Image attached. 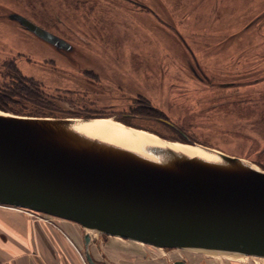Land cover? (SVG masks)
I'll list each match as a JSON object with an SVG mask.
<instances>
[{
  "label": "rangeland",
  "instance_id": "374dc122",
  "mask_svg": "<svg viewBox=\"0 0 264 264\" xmlns=\"http://www.w3.org/2000/svg\"><path fill=\"white\" fill-rule=\"evenodd\" d=\"M18 16L59 41L25 29ZM8 62L39 84L52 109L15 96L13 111H0L110 117L264 169V0H0V89L12 82ZM12 207L0 205L47 224L70 258L90 264L80 224ZM90 233L88 252L102 264H264L259 256Z\"/></svg>",
  "mask_w": 264,
  "mask_h": 264
},
{
  "label": "water",
  "instance_id": "95a60500",
  "mask_svg": "<svg viewBox=\"0 0 264 264\" xmlns=\"http://www.w3.org/2000/svg\"><path fill=\"white\" fill-rule=\"evenodd\" d=\"M18 19L46 41H59ZM99 119L0 111V205L80 224L90 264H102L88 252L93 231L163 248L264 257V169L191 145L205 153L201 158L157 135L161 142L122 145L90 127Z\"/></svg>",
  "mask_w": 264,
  "mask_h": 264
},
{
  "label": "crops",
  "instance_id": "0c3cea01",
  "mask_svg": "<svg viewBox=\"0 0 264 264\" xmlns=\"http://www.w3.org/2000/svg\"><path fill=\"white\" fill-rule=\"evenodd\" d=\"M64 243L47 224L0 208V264H81L64 252Z\"/></svg>",
  "mask_w": 264,
  "mask_h": 264
},
{
  "label": "bare ground",
  "instance_id": "6f19581e",
  "mask_svg": "<svg viewBox=\"0 0 264 264\" xmlns=\"http://www.w3.org/2000/svg\"><path fill=\"white\" fill-rule=\"evenodd\" d=\"M90 127H93V130L98 132L97 134L102 138L113 140L114 142L122 145H124V143H128L132 141L133 139H143L147 141L150 140L152 142H161L159 137L151 134L148 131L127 127L120 121L114 120L110 117H106V118L101 117L95 124H93ZM173 145L175 148H179L190 154H195L197 156H200L201 158H205L206 156L205 153L200 151L199 148L197 147H193L191 145H187L183 143H176V142H174ZM12 208H18V207H12ZM42 216L47 217L48 215L45 214ZM191 250H196V249H191Z\"/></svg>",
  "mask_w": 264,
  "mask_h": 264
},
{
  "label": "trees",
  "instance_id": "16d2710c",
  "mask_svg": "<svg viewBox=\"0 0 264 264\" xmlns=\"http://www.w3.org/2000/svg\"><path fill=\"white\" fill-rule=\"evenodd\" d=\"M5 66L12 73V82L5 84V87L0 89V107L12 110V108L8 105L9 103H17L14 99H12L16 96L19 97L21 101H28L38 108L52 109L50 106L52 104L51 101L45 98V93L40 89L39 84L36 81L18 74V69L16 70V68H14L13 63L11 64L8 62Z\"/></svg>",
  "mask_w": 264,
  "mask_h": 264
}]
</instances>
